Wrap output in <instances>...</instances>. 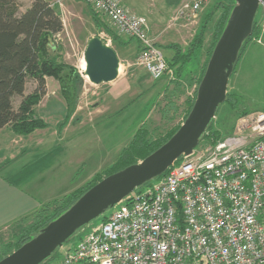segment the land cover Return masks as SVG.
Wrapping results in <instances>:
<instances>
[{
	"label": "built area",
	"instance_id": "built-area-1",
	"mask_svg": "<svg viewBox=\"0 0 264 264\" xmlns=\"http://www.w3.org/2000/svg\"><path fill=\"white\" fill-rule=\"evenodd\" d=\"M86 1L140 43L138 65L153 79L163 76L164 55L145 17L119 0ZM203 2L179 11L195 17ZM59 249L57 264H264V110L238 117L229 136L182 153L91 224L74 248Z\"/></svg>",
	"mask_w": 264,
	"mask_h": 264
},
{
	"label": "rangeland",
	"instance_id": "rangeland-1",
	"mask_svg": "<svg viewBox=\"0 0 264 264\" xmlns=\"http://www.w3.org/2000/svg\"><path fill=\"white\" fill-rule=\"evenodd\" d=\"M48 1L57 4L63 23V31L54 38L55 42L60 46L59 52L61 53V58L66 64L74 67L81 78L79 89L77 90L75 107L66 123L71 125L70 129L72 132L67 133L69 137L65 139L64 136V139L65 141L70 140V143L67 144L68 153H75L74 155H77L82 161L78 173L75 177H72L71 181L77 183L81 180L84 183L87 181L86 176L88 172L91 171L96 163L105 161L108 164L111 160L113 162L116 160L120 150L127 145L132 135L142 124L147 126L150 137L155 138L157 135L163 134L169 126L182 122L181 117L186 108L185 99L193 97L195 84L187 85L184 93L177 94L174 97L168 96L167 92H164V88L169 82L170 71L166 72L163 75L164 77L162 76L163 78L153 79L143 66L136 63L137 50L134 40H127L122 45L124 47L120 56L123 59L119 60V64H121L120 72H118L115 80L97 84L91 83L83 74L82 69H80L83 51L88 39L93 35H98L104 42L114 48L116 47L118 51L119 47L110 40L106 33L100 32L96 34V26L84 1ZM171 1L120 0L125 8L145 17L148 24L149 36V23L158 21V27L160 26L163 29V26L165 28L163 32L160 29L158 30L161 32L160 34L164 33L166 40L176 42L182 47L188 45L196 29L200 27L204 14L209 12L213 5L216 6L212 15V19L214 20L221 12L222 7L220 5L222 3L226 4L229 1L231 2V0H204L195 17H190L185 16L184 12L180 13L179 10L185 2L192 0H179L177 3ZM30 2L31 0H15L13 4L18 8V11H22ZM173 15L176 16V20L171 19ZM257 18L258 21L262 22V31H264V4H261ZM120 36L123 41L127 38V35ZM150 37L155 43L153 39L155 37ZM209 38L210 34L208 32L206 33V41ZM256 41V44L247 47L235 71L231 73L228 79L227 90L228 93H233V98H231V102L223 101L218 106L213 119L216 127L219 126V122L222 120L224 123L231 121L232 115L241 109H248L250 112L264 109V34ZM159 47L166 56H170L173 52L166 45L161 44ZM46 86V93L36 106V113L47 122V126L44 127L45 129H35L33 130L34 132L26 134L27 136L14 133L7 126L3 127L5 129L0 131V142H2L0 143L1 154L5 152V148L10 147L7 144L8 137H4L8 133L11 136L18 135L24 137H17V140H14V142L20 143V145L25 142L27 149L32 142L35 143L39 139H48L50 136L56 135L57 122L63 119L67 106L56 80L51 77L47 78ZM32 88L33 83L29 81L24 93L31 91ZM106 95H109L108 99L110 100L106 101L107 99L104 98ZM18 100L19 97H16L14 107ZM171 100L174 102L173 106L176 109L169 107L166 111L168 108L167 102ZM134 104L137 105L133 106ZM121 106L122 108L119 112L102 115L106 107L107 111L111 113ZM173 110L175 112H172ZM237 119L238 117L233 121L232 131ZM4 144L7 145L5 146ZM34 151L42 153L40 157L43 154H45L46 158L51 155L46 152V148L42 145L35 148ZM25 157L30 159V156L25 155ZM93 159L94 161H92ZM36 168L37 170L41 169L46 177V182H48L52 175L42 170L44 167H41L38 163L32 169ZM68 172L61 174V176ZM112 208H109L106 212H110ZM91 222L85 225L86 232H88ZM79 240V238L74 236L70 242L63 244V248H68L71 244L74 246ZM58 252H61V249L57 251V256L59 255ZM57 256L46 264H57Z\"/></svg>",
	"mask_w": 264,
	"mask_h": 264
},
{
	"label": "trees",
	"instance_id": "trees-1",
	"mask_svg": "<svg viewBox=\"0 0 264 264\" xmlns=\"http://www.w3.org/2000/svg\"><path fill=\"white\" fill-rule=\"evenodd\" d=\"M80 1H84L87 10L91 13L96 26V34L106 33L115 45H123L127 40H134L140 48V43L134 37L127 35L123 41L120 35L125 34L113 26L103 13L94 9L86 0ZM178 1L172 0L171 2L177 3ZM14 2L15 0H0V129L7 126L18 135H26L35 129L47 126V122L36 113V106L46 93V78L51 77L58 82L61 95L67 106L63 119L57 122V132L59 133L66 125L75 107L77 90L81 81L78 71L66 64L61 58L60 46L54 39L57 34L63 31L59 8L56 3L48 0H31L25 9L18 11V8L13 4ZM233 4L234 0L226 4L222 3L220 5L222 7L221 12L214 20L212 15L216 6L213 5L212 9L204 14L200 27L196 29L187 46L182 47L176 42H170L167 47L173 51L172 54L170 56L163 54L167 66L163 75L168 71L171 72L169 82L164 88V92H167L168 96L174 97L184 93L187 85L195 84L193 97L185 99L186 108L181 117L182 121L193 104L196 88ZM260 8L261 4L253 19L251 32L240 46L232 72L235 71L248 45L253 42L256 44V40L264 34L262 22L258 21L257 18ZM208 32L210 38L206 41V33ZM157 47L161 50L159 46ZM29 81H32L33 88L24 93ZM16 97H19V100L14 107ZM231 98H233V93H228L227 90L224 101L231 102ZM173 105L172 100L168 101L166 111L169 107L176 109ZM249 112L248 109H241L232 115L231 121L227 123H224L223 120L220 121L218 127L215 126L213 118L197 145L213 143L229 136L232 133L233 121L240 115ZM180 123L177 122L169 126L163 134H159L155 138L150 137L147 126L142 124L132 135L127 145L120 150L116 160L108 167L96 172L74 190L60 198L40 204L32 212L19 217L15 223L0 229V259L33 237L48 222L64 212L93 184L110 173L142 160L158 148L178 129ZM164 173L165 171L154 177L153 180L161 177ZM153 180L146 181L141 186L136 187L134 191H140L150 185ZM107 216L108 212H105L94 219L91 224L104 221ZM86 230L85 226L80 228L66 243L70 242L74 236L80 239ZM74 246L71 244L69 247L74 248ZM58 250H55L50 257L40 264H46L55 258ZM58 253L57 258L59 260L60 252Z\"/></svg>",
	"mask_w": 264,
	"mask_h": 264
},
{
	"label": "water",
	"instance_id": "water-1",
	"mask_svg": "<svg viewBox=\"0 0 264 264\" xmlns=\"http://www.w3.org/2000/svg\"><path fill=\"white\" fill-rule=\"evenodd\" d=\"M260 4H264V0H234L196 88L193 104L178 129L142 160L93 184L33 237L1 258L0 264H40L77 230L114 207L136 187L162 174L182 153H190L226 98L228 79L238 51L251 32ZM83 59V74L91 83L109 82L118 76L117 53L98 35L88 39Z\"/></svg>",
	"mask_w": 264,
	"mask_h": 264
},
{
	"label": "crops",
	"instance_id": "crops-1",
	"mask_svg": "<svg viewBox=\"0 0 264 264\" xmlns=\"http://www.w3.org/2000/svg\"><path fill=\"white\" fill-rule=\"evenodd\" d=\"M157 22L158 21L149 23L150 36L155 37L153 39L157 46L161 44L167 46L172 41H169L168 39L166 40L164 33L160 34L165 28L163 26V29H161L160 26L158 27L159 24ZM159 29L161 32L158 31ZM135 43L138 53L139 46L136 41ZM252 44H254V42L250 43L248 46H251ZM117 46L119 47V51L116 47L113 48L115 49L119 60H122L123 58L120 56V53L123 52L124 46L119 44ZM120 65L121 64H119V72ZM108 96L109 95H106V97H104L107 99L106 101L110 100L108 99ZM135 105L137 104H134L133 106ZM107 107L104 109L105 112L102 113V115L119 112L122 108L121 106L117 110L109 113ZM70 128L71 125L66 124L59 133L57 130H55L56 133L53 131L56 134L55 136H50L48 139H39L35 143L32 142L28 149L25 142L21 145L20 143L18 144L14 142V140H17V137H24L18 135L11 136L9 133L7 136H4L5 138L8 137L7 144H9L10 147L5 148V152L2 154V149H0V229L15 223L19 217L32 212L40 204L59 198L83 183L81 180L77 183L71 181L72 177H75L78 173L82 161L77 155H74L75 153H68L67 144L70 143V140L65 141V139L69 137L67 136V133L72 132ZM4 129L5 128H1L0 131H3ZM7 144L4 145L6 146ZM41 145L46 148L47 153L51 154L50 157L46 158L45 154L40 157L42 153L34 151L35 148ZM25 155L30 156V159H27ZM92 161H94V159ZM112 162L113 160H111L110 163ZM37 163L41 167H44L42 170L52 175L48 182H46V177L41 169H32ZM110 163L107 164L105 161L96 163L91 171L88 172L86 180L90 179L92 175L104 169L103 167ZM67 171L69 172L61 176V174Z\"/></svg>",
	"mask_w": 264,
	"mask_h": 264
},
{
	"label": "bare ground",
	"instance_id": "bare-ground-1",
	"mask_svg": "<svg viewBox=\"0 0 264 264\" xmlns=\"http://www.w3.org/2000/svg\"><path fill=\"white\" fill-rule=\"evenodd\" d=\"M82 71L84 69V66H85V62H84V59L81 60V64H80ZM87 77V76H86ZM88 79V78H87Z\"/></svg>",
	"mask_w": 264,
	"mask_h": 264
},
{
	"label": "clouds",
	"instance_id": "clouds-1",
	"mask_svg": "<svg viewBox=\"0 0 264 264\" xmlns=\"http://www.w3.org/2000/svg\"><path fill=\"white\" fill-rule=\"evenodd\" d=\"M134 191V190H133Z\"/></svg>",
	"mask_w": 264,
	"mask_h": 264
}]
</instances>
